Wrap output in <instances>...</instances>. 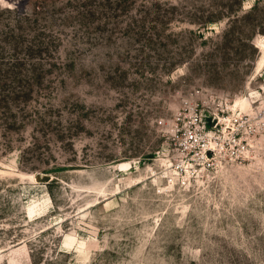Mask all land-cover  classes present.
Instances as JSON below:
<instances>
[{
    "label": "rangeland",
    "instance_id": "1",
    "mask_svg": "<svg viewBox=\"0 0 264 264\" xmlns=\"http://www.w3.org/2000/svg\"><path fill=\"white\" fill-rule=\"evenodd\" d=\"M0 264H264V0H0Z\"/></svg>",
    "mask_w": 264,
    "mask_h": 264
},
{
    "label": "built area",
    "instance_id": "2",
    "mask_svg": "<svg viewBox=\"0 0 264 264\" xmlns=\"http://www.w3.org/2000/svg\"><path fill=\"white\" fill-rule=\"evenodd\" d=\"M188 138L190 139V140H192V141H197V134H196V132H194V131H189L188 132ZM203 165H204V167L205 166H209V164L208 165H205V163H203Z\"/></svg>",
    "mask_w": 264,
    "mask_h": 264
},
{
    "label": "bare ground",
    "instance_id": "3",
    "mask_svg": "<svg viewBox=\"0 0 264 264\" xmlns=\"http://www.w3.org/2000/svg\"><path fill=\"white\" fill-rule=\"evenodd\" d=\"M246 105H247V104H246ZM246 105H245V106H246ZM127 167H129V164L125 163V164H122L120 168H121V169H125V168H127ZM187 177H188V176H187ZM185 178H186V177H185Z\"/></svg>",
    "mask_w": 264,
    "mask_h": 264
},
{
    "label": "water",
    "instance_id": "4",
    "mask_svg": "<svg viewBox=\"0 0 264 264\" xmlns=\"http://www.w3.org/2000/svg\"><path fill=\"white\" fill-rule=\"evenodd\" d=\"M46 178H48V176Z\"/></svg>",
    "mask_w": 264,
    "mask_h": 264
}]
</instances>
